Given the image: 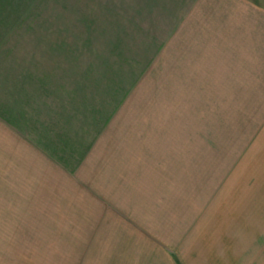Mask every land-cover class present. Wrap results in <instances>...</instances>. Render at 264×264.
<instances>
[{
	"label": "crops",
	"instance_id": "1",
	"mask_svg": "<svg viewBox=\"0 0 264 264\" xmlns=\"http://www.w3.org/2000/svg\"><path fill=\"white\" fill-rule=\"evenodd\" d=\"M250 79L264 80V0H0V186L137 191L185 97Z\"/></svg>",
	"mask_w": 264,
	"mask_h": 264
},
{
	"label": "rangeland",
	"instance_id": "2",
	"mask_svg": "<svg viewBox=\"0 0 264 264\" xmlns=\"http://www.w3.org/2000/svg\"><path fill=\"white\" fill-rule=\"evenodd\" d=\"M232 91L185 97L137 191L0 186V264H264V80ZM38 187L60 190H7Z\"/></svg>",
	"mask_w": 264,
	"mask_h": 264
}]
</instances>
